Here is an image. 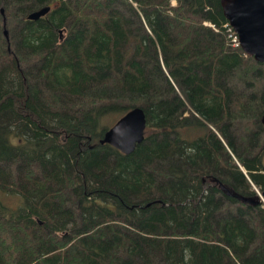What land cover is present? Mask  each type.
<instances>
[{
  "label": "trees",
  "instance_id": "obj_1",
  "mask_svg": "<svg viewBox=\"0 0 264 264\" xmlns=\"http://www.w3.org/2000/svg\"><path fill=\"white\" fill-rule=\"evenodd\" d=\"M0 6V264H264V63L218 0Z\"/></svg>",
  "mask_w": 264,
  "mask_h": 264
},
{
  "label": "water",
  "instance_id": "obj_2",
  "mask_svg": "<svg viewBox=\"0 0 264 264\" xmlns=\"http://www.w3.org/2000/svg\"><path fill=\"white\" fill-rule=\"evenodd\" d=\"M223 16L237 36L239 47L254 60L264 63V0H218ZM49 9L48 5L41 6L27 13V18L36 19ZM2 33L8 40L5 27V15L0 6ZM7 48L9 46L7 45ZM264 123V114L261 116ZM145 117L140 106H133L117 116L106 128L100 141H106L123 153L130 152L135 144L143 138ZM221 188L228 194L244 202L254 199L228 190L220 183Z\"/></svg>",
  "mask_w": 264,
  "mask_h": 264
},
{
  "label": "rangeland",
  "instance_id": "obj_3",
  "mask_svg": "<svg viewBox=\"0 0 264 264\" xmlns=\"http://www.w3.org/2000/svg\"><path fill=\"white\" fill-rule=\"evenodd\" d=\"M174 2V0H171V3H173ZM117 116H107V117H105V120H107V121H109L110 120V122H109V125L115 120V118H116ZM14 201V198H12V197H8L6 200H5V202L6 203H8V204H11V205H13L12 204V202Z\"/></svg>",
  "mask_w": 264,
  "mask_h": 264
},
{
  "label": "built area",
  "instance_id": "obj_4",
  "mask_svg": "<svg viewBox=\"0 0 264 264\" xmlns=\"http://www.w3.org/2000/svg\"><path fill=\"white\" fill-rule=\"evenodd\" d=\"M231 41L232 43H236V36L234 34L231 35Z\"/></svg>",
  "mask_w": 264,
  "mask_h": 264
}]
</instances>
